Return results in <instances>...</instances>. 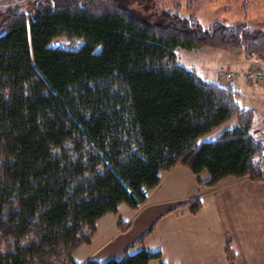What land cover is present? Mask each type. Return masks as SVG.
<instances>
[{
  "label": "trees",
  "instance_id": "16d2710c",
  "mask_svg": "<svg viewBox=\"0 0 264 264\" xmlns=\"http://www.w3.org/2000/svg\"><path fill=\"white\" fill-rule=\"evenodd\" d=\"M35 2L30 13L13 6L0 15V264L162 260L159 251L130 252L155 224L120 258L80 262L73 251L120 204L147 203L161 173L178 165L208 172L198 178L208 188L264 179L256 111L232 83L205 80L176 53L205 47L264 62V32L167 12L149 22L118 0ZM187 206L196 213L200 198L174 209Z\"/></svg>",
  "mask_w": 264,
  "mask_h": 264
},
{
  "label": "crops",
  "instance_id": "0c3cea01",
  "mask_svg": "<svg viewBox=\"0 0 264 264\" xmlns=\"http://www.w3.org/2000/svg\"><path fill=\"white\" fill-rule=\"evenodd\" d=\"M253 63L250 62L248 67ZM242 69L244 68H239ZM212 71L204 70L203 78L222 82L216 72L212 75ZM231 83L239 92L238 98L243 96L242 101L245 104L242 106L256 111V126H263L264 83L249 84L240 77ZM179 166L181 165L175 168ZM200 176L201 174L196 178V194L178 204L199 197L201 208L192 213L188 206L174 209L178 205L176 204L163 212L160 211L156 218H150L146 224L149 227L147 231L155 224L154 230L147 235L143 243L134 245L130 252L135 253L142 249L161 252L162 260L153 259L149 264H231L227 254L229 248L235 256L234 264H264V179L256 181L249 178H227L219 187L209 189L198 182V178L206 181L209 177ZM162 181L161 177L160 184ZM160 184L155 188H159ZM155 188L148 192V201L144 206L150 202L151 191ZM178 189H181V186L178 185ZM123 204H120L116 214L108 213L97 220V230L92 242L77 247L73 255L76 258V250L83 246L93 248L92 252L87 258L82 255L84 252L81 253L82 259H76L77 261L98 258L99 252L105 250L110 237L125 234L133 227L136 216L134 212L141 206L134 210L129 205L123 207ZM120 219L123 221L122 226L119 225ZM140 223H144V220ZM138 238L132 243L123 242L119 258ZM118 248L111 249L108 255H117Z\"/></svg>",
  "mask_w": 264,
  "mask_h": 264
},
{
  "label": "rangeland",
  "instance_id": "374dc122",
  "mask_svg": "<svg viewBox=\"0 0 264 264\" xmlns=\"http://www.w3.org/2000/svg\"><path fill=\"white\" fill-rule=\"evenodd\" d=\"M36 0H0V15L5 10L10 7L18 6L21 10L26 13H30L35 7ZM122 5L128 7L135 15L138 17L153 22V14L167 12L170 14L178 15L184 18L192 17L197 22H199L203 27H209L214 22H219L225 25H231L234 23H246L250 26L253 31L264 32V0H118ZM59 46H70L67 41H59L56 43ZM178 62L190 69L196 70L199 74L203 76L204 70L212 71V75L216 72V75L222 79V83H231L237 81V77L243 78L242 72L250 67L257 66V64L262 65L264 68V62L258 58H248L244 54H235L230 51L212 49V48H197L189 49L185 47H179L176 50ZM229 57V60L227 61ZM250 62H255L249 65ZM244 68L239 70V68ZM221 71L238 72L235 78H228L226 75L222 74ZM218 82H221L218 81ZM249 84H259L264 83L255 82L252 80H246ZM255 88V86H253ZM239 101L242 105V97H239ZM257 119V113H256ZM237 123L236 118H233L223 124L222 126L216 128L211 133L202 138V141L213 140L225 130L232 128ZM264 129L263 126H256L254 130ZM254 134V133H253ZM162 183L159 188H155L151 191V200L146 206L141 205V207L134 212V225L125 234L114 235L110 237L109 242L105 246V250L99 252L98 259L102 262L108 260L111 257H118L120 255V248L123 246V242L132 243L136 238L140 237L143 233L147 231V222L150 218H156L159 212L166 210L169 207L185 201L192 194H196L197 191V176L193 174L185 166H179L173 168L170 171H163L161 173ZM200 177L208 178V172H203ZM233 178V177H231ZM248 178V177H247ZM227 179V178H226ZM244 179V178H235ZM250 179V178H249ZM225 180V179H224ZM222 183V182H221ZM220 183V184H221ZM220 184L217 186L219 187ZM178 185L181 189H178ZM206 187V186H205ZM217 187L209 188L215 189ZM176 190H173L175 189ZM208 188V187H206ZM173 190V191H171ZM155 191V192H154ZM123 207H128L124 203ZM122 212H124L122 210ZM112 217V216H109ZM144 220V223H140ZM151 220V219H150ZM117 255H108L111 249L117 248ZM93 248H88L83 246L78 248L75 252V259H82L83 256L86 258L92 252ZM84 252V253H83ZM81 253H83L81 255Z\"/></svg>",
  "mask_w": 264,
  "mask_h": 264
},
{
  "label": "built area",
  "instance_id": "2783aa9c",
  "mask_svg": "<svg viewBox=\"0 0 264 264\" xmlns=\"http://www.w3.org/2000/svg\"><path fill=\"white\" fill-rule=\"evenodd\" d=\"M221 73L226 75L230 79L238 76L237 75L238 72H235V71H229V72L221 71ZM242 76L246 80L261 82L264 80V68L261 65L257 64V66L250 67L246 69L245 71H243ZM254 135L264 142V129L254 130Z\"/></svg>",
  "mask_w": 264,
  "mask_h": 264
}]
</instances>
